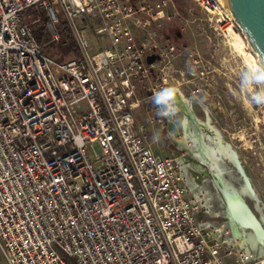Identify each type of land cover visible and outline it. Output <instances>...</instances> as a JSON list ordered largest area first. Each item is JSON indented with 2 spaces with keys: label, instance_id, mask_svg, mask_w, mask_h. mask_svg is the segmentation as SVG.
Wrapping results in <instances>:
<instances>
[{
  "label": "built area",
  "instance_id": "built-area-1",
  "mask_svg": "<svg viewBox=\"0 0 264 264\" xmlns=\"http://www.w3.org/2000/svg\"><path fill=\"white\" fill-rule=\"evenodd\" d=\"M192 1L221 36L239 32L219 0ZM133 3L0 0L5 264H225L218 248L237 245L204 219L213 214L197 201L179 158L153 153L136 121L153 55L134 38L140 14ZM54 5L76 48L63 62L44 52L23 20L26 9L39 8L49 42H59ZM177 105L166 108V119Z\"/></svg>",
  "mask_w": 264,
  "mask_h": 264
},
{
  "label": "rangeland",
  "instance_id": "rangeland-1",
  "mask_svg": "<svg viewBox=\"0 0 264 264\" xmlns=\"http://www.w3.org/2000/svg\"><path fill=\"white\" fill-rule=\"evenodd\" d=\"M133 1V8L140 14L135 22L141 27L134 30V38L137 43L145 42L146 52L154 57L151 82L147 89L141 90L139 95L144 100L134 112L138 123L145 128L146 142L151 150L162 158L177 156L185 165L198 164L191 152L174 142V137L179 138L183 134L182 122L188 121L184 112H190L198 122V130L206 127L208 119V124L237 153L259 204L264 207V66L248 46L246 37L239 30L258 63L259 70L255 74L231 50L226 38L213 28L192 0ZM161 1L165 5L158 8L157 4ZM54 10L59 21L58 29L66 21L59 6L54 5ZM23 20L33 30L43 34L42 45L46 54L54 56L59 62L75 56L70 53L62 60L58 59L62 50L57 49L56 43L49 42L48 32L44 31L45 15L42 10L36 7L26 9ZM159 24L162 27H158ZM96 48L93 46L92 50ZM165 79L171 86L179 87L183 101L184 108L177 105L173 119L164 117L166 107L157 104L150 92V89L159 91L161 87H170L169 84L162 85ZM150 118L153 120L150 121ZM188 124V131L192 132L193 126ZM221 166L231 170L229 174L223 173L222 177L228 185L231 184L229 187L236 189L235 193L239 192L241 180L233 166L229 162ZM203 169L209 173L207 167ZM187 170L195 185L203 186L212 195L207 196L211 212L221 210L222 202L210 174L202 175L191 166ZM243 200L255 217L264 220V213L259 212L251 198L244 196ZM204 219L220 227L224 225L229 231L224 216L206 215ZM260 241L254 249L250 248V257L245 256L246 245H240L239 241L232 248L220 246L218 253L224 256L225 264H264V239ZM0 264H5L1 253Z\"/></svg>",
  "mask_w": 264,
  "mask_h": 264
},
{
  "label": "bare ground",
  "instance_id": "bare-ground-1",
  "mask_svg": "<svg viewBox=\"0 0 264 264\" xmlns=\"http://www.w3.org/2000/svg\"><path fill=\"white\" fill-rule=\"evenodd\" d=\"M219 1L223 4V0H219ZM225 38L231 50L241 57L243 63L246 66H248L254 74L256 73V71L258 72L259 70L258 63L256 61V58L254 57V55L256 56L257 54L254 52L253 53L254 55H253L250 52L251 49L249 50V48L247 47L248 44L245 43V40L240 35V33L231 30L225 34ZM208 122L209 121L207 119L206 127H203L198 131L193 130L192 128V132H190L188 131V125H189L188 121L184 120L182 122L183 134L181 135V137L179 136V138L174 137V142L178 146L184 148L187 152H191L195 160L198 162V164L185 165L183 160L179 158L183 166L186 169L191 166L195 168V170H197L198 172H200L202 175H205V176H208L210 174L211 182L214 184V188L222 202L221 210H214L211 212V205L209 202L210 200L207 199V196H212V195L210 193H207L204 190L205 188L203 186H198L197 184L195 185L196 182L194 181V179H192V183L196 187L195 194H196V198L198 199L197 201L202 203L204 207L211 214H213L214 217L216 216H224L225 218L229 217L230 211L227 208V204H226L227 202L225 201L226 199L221 192L222 187H220V185H222L223 182H225V180L222 177L223 173H226V174L231 173L230 169L222 167L221 164H223L224 166L225 162H229L233 166L235 173L237 174L239 180H241L240 188H238L240 189L239 191L240 193L239 192L237 193L241 194L242 199L244 198V196L251 198L256 208L259 210L260 213L263 214L264 207L263 206L261 207V205L259 204V200L257 198L256 193L254 192L255 195L253 196L247 191L245 184L241 179V174L240 172H238L237 163L239 162L241 167L242 165L239 161L237 153L234 150H232L231 146L228 143L222 140V136L220 135V133L214 127L209 125ZM236 156H237V159H236ZM203 167H207L209 170V173H207V171H205ZM228 186H231V184H229ZM231 189L233 190V192H236V189H233V187H231ZM255 220H257V222L261 225V227L264 230V226H263L264 220L262 218L259 219L257 217L254 219V221ZM227 224L229 226V232H231L233 237L236 238L235 240L239 241L240 245H243V246L246 245L247 251L245 253V256L248 257V255L250 254V248L254 249L255 245L261 242L260 240L262 238L258 237L254 233V231L251 230L250 228L251 226L247 221L243 223V227L241 226L242 227L241 229H239L240 227L238 224L235 225L232 221H230L229 223L227 222ZM215 228L218 232H222L225 226L222 225L220 227L218 225V226H215ZM243 231L246 233H244ZM233 241L234 240L232 238L229 239V242L233 243Z\"/></svg>",
  "mask_w": 264,
  "mask_h": 264
},
{
  "label": "water",
  "instance_id": "water-1",
  "mask_svg": "<svg viewBox=\"0 0 264 264\" xmlns=\"http://www.w3.org/2000/svg\"><path fill=\"white\" fill-rule=\"evenodd\" d=\"M223 4L232 14L234 21L246 37L247 43L251 49L257 54L258 61L264 66V0H223ZM153 60L154 57L152 56L147 58L149 64L152 63ZM169 85L171 86V84ZM175 101L181 106V108H184L183 102L178 96ZM237 165L238 172L241 174V179L244 182L247 191L254 196L255 190L252 187L249 178L239 162ZM226 186H228V184L225 182L220 185V187H222L221 192L227 202V208L230 211L229 218L235 225L238 224L240 228H242L243 223L247 221L251 226V230H253L258 237L263 239L264 230L257 220L254 221L256 217L242 199L241 194L233 192L231 187Z\"/></svg>",
  "mask_w": 264,
  "mask_h": 264
},
{
  "label": "trees",
  "instance_id": "trees-1",
  "mask_svg": "<svg viewBox=\"0 0 264 264\" xmlns=\"http://www.w3.org/2000/svg\"><path fill=\"white\" fill-rule=\"evenodd\" d=\"M44 31H46L45 26H44ZM58 32L60 35V40H59V42H56V46H57V49L59 51H60V49L62 50V53H60V57L58 59L62 60L64 55H67L70 53L72 55H76V48H75V44L73 42V37H72L70 30L66 26V24L64 26H62L61 28L58 27ZM46 33H47V31H46ZM33 34H34L36 40L38 41V43L42 44V41L44 40L43 34L38 33L36 30H33ZM136 121L138 122L137 118H136Z\"/></svg>",
  "mask_w": 264,
  "mask_h": 264
},
{
  "label": "clouds",
  "instance_id": "clouds-1",
  "mask_svg": "<svg viewBox=\"0 0 264 264\" xmlns=\"http://www.w3.org/2000/svg\"><path fill=\"white\" fill-rule=\"evenodd\" d=\"M180 94L177 86L161 88L154 94V101L159 105H164L169 111H174L176 97Z\"/></svg>",
  "mask_w": 264,
  "mask_h": 264
},
{
  "label": "flooded vegetation",
  "instance_id": "flooded-vegetation-1",
  "mask_svg": "<svg viewBox=\"0 0 264 264\" xmlns=\"http://www.w3.org/2000/svg\"><path fill=\"white\" fill-rule=\"evenodd\" d=\"M181 30V28H180ZM184 112V111H183ZM190 112H184V114L188 117V122L193 126L194 130L198 131V122L189 114Z\"/></svg>",
  "mask_w": 264,
  "mask_h": 264
}]
</instances>
